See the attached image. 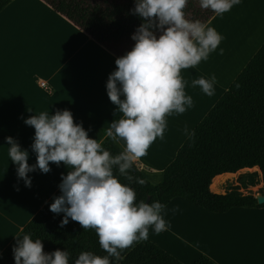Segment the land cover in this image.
I'll use <instances>...</instances> for the list:
<instances>
[{"label":"crops","instance_id":"1","mask_svg":"<svg viewBox=\"0 0 264 264\" xmlns=\"http://www.w3.org/2000/svg\"><path fill=\"white\" fill-rule=\"evenodd\" d=\"M251 3L254 5L250 6ZM233 10L243 11L239 21L243 23L248 18L247 26L239 33L222 34L223 39L207 60L181 70L187 81L185 92L192 97L193 106L182 114L167 115L163 139L157 137L147 154L134 161L153 183L163 179L165 168L188 138L185 125L192 133L264 43V0H241L222 15L214 14L207 24L221 35V27L227 24ZM248 11L252 15L246 16ZM118 57L45 0H12L0 12V255L56 194L61 174L68 171L63 162L59 167L50 162V172L29 173L32 184L26 187L17 178L5 137H14L22 148L28 149L29 163L33 164L36 154L30 146L35 130L21 117L41 112L51 115L57 109L67 108L73 113L74 122L82 121L83 127L90 129L89 136L97 139L99 129L107 130L114 119L122 116L115 111L117 106L106 92L108 75L115 69ZM212 74L216 77L213 95H206L199 86H191L192 80ZM41 82L47 83L49 90ZM115 141L124 149L122 139ZM244 170L237 173L247 172ZM235 174L217 175L210 184L211 191L225 193L239 185V175ZM162 216L165 227L160 233L176 237L182 248H173L153 236L148 238L187 264L201 255L218 264H264V206L235 207L215 213L183 198H174L165 206ZM254 219L260 225L255 237L248 227ZM194 232L200 238L199 243L192 237Z\"/></svg>","mask_w":264,"mask_h":264},{"label":"clouds","instance_id":"2","mask_svg":"<svg viewBox=\"0 0 264 264\" xmlns=\"http://www.w3.org/2000/svg\"><path fill=\"white\" fill-rule=\"evenodd\" d=\"M240 2L199 0V5L219 16ZM187 3L188 0H134L131 12L142 21L131 36L135 43L130 51L115 59L116 67L106 81L107 96L117 106L115 111L122 114L106 130L111 139L124 141L125 147L119 154L112 155L90 137V129L86 130L82 121L74 122L73 113L67 108L57 109L51 115L41 112L21 117L35 130L30 146L36 154L33 164L29 163L28 149L22 148L14 137H5L17 178L26 187L32 184L29 173L50 172V162L57 167L63 162L68 168L58 185L61 194L53 197L49 210L64 214L60 228L70 218L84 230L94 229L100 247L107 253L99 256L82 251L73 264H115L120 257L118 249L148 239L149 226L157 234L165 227V205L159 200L135 202V190L119 177L132 182L129 170L134 161L147 154L157 137L163 139L166 116L173 112L182 114L193 106L192 97L185 92L187 81L181 70L207 60L223 39L207 23L186 18ZM215 83L212 74L192 80L191 86H199L211 96ZM184 132L191 135L187 125ZM135 182L146 183L140 177H135ZM12 251L15 264H69L68 250L45 252L42 240L33 239L28 233L16 239Z\"/></svg>","mask_w":264,"mask_h":264},{"label":"trees","instance_id":"3","mask_svg":"<svg viewBox=\"0 0 264 264\" xmlns=\"http://www.w3.org/2000/svg\"><path fill=\"white\" fill-rule=\"evenodd\" d=\"M11 1L0 0V12ZM45 1L118 56L130 51L135 43L131 36L142 21L131 12L134 0ZM185 13L190 20L199 19L205 23L214 15L212 10L202 9L199 0H188ZM96 136L112 155L123 151L106 135V129H99ZM257 167L259 170L241 173L239 185L230 191L214 193L210 189L212 180L219 174ZM129 172L133 176L132 182L124 176L119 179L135 190V202L150 197L149 203L159 200L167 206L174 198H183L215 213H225L235 207H263L264 203H258L256 195L243 193L241 189L264 181V43L188 136L175 159L165 168L159 183L151 182L135 162ZM135 177L146 183H136ZM60 194L59 189L54 196ZM53 197L1 253L0 264H15L13 245L25 233L33 239H41L45 252L58 248L68 250L69 264H73L82 251L107 255L100 247L94 229L84 230L70 218L69 223L60 228L64 214L57 215L49 210ZM118 251L120 257L115 264H187L149 238L134 241L128 248ZM192 264L218 263L201 255Z\"/></svg>","mask_w":264,"mask_h":264},{"label":"rangeland","instance_id":"4","mask_svg":"<svg viewBox=\"0 0 264 264\" xmlns=\"http://www.w3.org/2000/svg\"><path fill=\"white\" fill-rule=\"evenodd\" d=\"M252 5H254V4L251 3L250 6H252ZM249 13H250V11L247 12L246 16H248ZM232 14H234V15L232 16ZM243 14H244L243 11L240 12L239 10H237L236 12H235V10H233V12L229 13L228 18L226 19L227 24L225 25V23H224L221 27V30H220L221 35L226 34V33H230V32L239 33V30H241L243 27L247 26L246 21L248 18L244 19L245 21L243 23H242V21L241 22L239 21L242 18ZM250 15H252V13H250ZM222 37H223V35H222ZM254 170H258V169H248V170L245 169L244 171H254ZM235 175H239V173H236ZM231 177H235V176L232 175ZM227 182L230 185L229 187H232L231 182L230 181H227ZM242 192H244V193H247V192H253V193L256 192L257 193V192H259V193L263 194L264 193V181H261L254 188H246V189L242 190ZM258 223H259V220L254 219V221H252V223H250L248 226L250 230L253 229V231H255V232L250 231V233L253 234V237H255L257 235L256 230L258 228H260V225ZM148 236H153L157 240H163L165 243L167 242L173 248H179V247L182 248V246H180L178 244V242H176V240H175V239H177L176 237H172L169 233H167L166 235H163L159 232L157 234L151 226H149ZM203 246H205V248H206L205 244H203ZM203 246H199V247H203ZM216 247L219 248V245Z\"/></svg>","mask_w":264,"mask_h":264},{"label":"water","instance_id":"5","mask_svg":"<svg viewBox=\"0 0 264 264\" xmlns=\"http://www.w3.org/2000/svg\"><path fill=\"white\" fill-rule=\"evenodd\" d=\"M258 170H259V168H258ZM256 197L258 199V203H260V204L264 203V194L259 193L256 195ZM149 200H150V197L147 198L146 202H149Z\"/></svg>","mask_w":264,"mask_h":264},{"label":"bare ground","instance_id":"6","mask_svg":"<svg viewBox=\"0 0 264 264\" xmlns=\"http://www.w3.org/2000/svg\"><path fill=\"white\" fill-rule=\"evenodd\" d=\"M187 226V225H186ZM190 230V229H189ZM191 231V230H190ZM197 232H198V228H197ZM192 233V232H191ZM200 233V232H199ZM205 233V232H204ZM201 234H202V231H201ZM201 234H199L200 236H201ZM203 235V234H202ZM205 236V235H204ZM192 237H194V238H196V239H198V243H199V240H200V238H199V236H198V234L196 233V232H194V234L192 235ZM202 237V236H201ZM201 240H202V238H201ZM197 241V240H196ZM204 241V240H203ZM201 243H202V245H203V242L202 241H200Z\"/></svg>","mask_w":264,"mask_h":264},{"label":"built area","instance_id":"7","mask_svg":"<svg viewBox=\"0 0 264 264\" xmlns=\"http://www.w3.org/2000/svg\"><path fill=\"white\" fill-rule=\"evenodd\" d=\"M41 85L45 88V89H48L49 90V86L47 83L45 82H41Z\"/></svg>","mask_w":264,"mask_h":264}]
</instances>
